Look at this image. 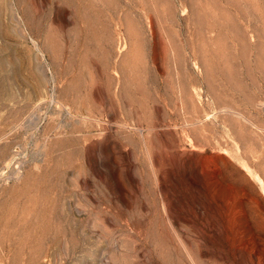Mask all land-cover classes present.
<instances>
[{"label": "rangeland", "instance_id": "obj_1", "mask_svg": "<svg viewBox=\"0 0 264 264\" xmlns=\"http://www.w3.org/2000/svg\"><path fill=\"white\" fill-rule=\"evenodd\" d=\"M257 1L244 20L173 0L144 49L128 0L94 35L65 0H0V199L37 174L50 222L23 248L30 227H0V264H264Z\"/></svg>", "mask_w": 264, "mask_h": 264}, {"label": "bare ground", "instance_id": "obj_2", "mask_svg": "<svg viewBox=\"0 0 264 264\" xmlns=\"http://www.w3.org/2000/svg\"><path fill=\"white\" fill-rule=\"evenodd\" d=\"M117 1H118V3H117ZM117 1H114V3L112 5H110L109 1H107V0H65V2L73 9L75 14L83 22L84 28H85L84 31L87 35H88V33L94 35V33L97 32V28H96L97 24H101L102 22L106 23V21L108 19L113 20L116 18V13H117V11H119V8L121 5L120 3L122 2V0H117ZM180 1L182 3H184L183 4L184 9H186V8L189 9V8L195 7L196 5H199V6H202L205 10L206 9L208 10V9L215 8L217 4H219V5L221 4V6L225 7V9L224 8L222 9L223 12L225 11L224 13L228 12V9H229L230 11H232V16H234L235 18L238 17V18H243V19L244 18H250L251 19V16L254 13H257L260 9L259 2L257 0H180ZM171 2H173V0H137V1L128 0V2L126 4L127 8L124 7V9H126V11L128 13L125 14L124 18H127V20H128L127 22H129V21L131 22L130 25L138 26L136 32L135 33L133 31L132 32L134 33L133 36L136 37V38L134 37L135 40L137 39V41H139L141 43V46H143V45L146 46V43H147V39L144 36H142V34L145 35L146 28L150 27L151 31L153 32L152 20L154 17L163 19V18H165L164 13H166L169 16L173 15V13H168L167 10H164V8L169 9L171 7ZM140 8H141V10H139ZM196 8H197V6H196ZM208 12H209V10H208ZM223 12L221 11L222 14H223ZM129 13L130 14L134 13L135 15L134 14H132V15L135 17V19ZM214 14L218 15L216 12H214ZM229 16H230V13H229ZM260 17L262 19H264L263 11L260 12ZM226 18H227V16H226ZM229 18H231V17H229ZM232 19H233V17H232ZM232 21H234V20H232ZM223 23H226V22L223 21ZM231 24L228 25V27L230 26L231 28H233L231 26ZM218 27H220V26L217 25V28ZM214 29H216V26L214 27ZM220 29H222V27L219 28V31H220ZM223 31H224L223 33H226L225 30H223ZM227 31H228V28H227ZM221 32L222 31L219 32L220 35H221ZM201 34L199 35L198 38H200ZM226 35H227V33H226ZM226 35H224L223 37H225ZM85 37H86V35H85ZM203 38H206V37L203 36ZM203 38H202V42L204 41ZM220 38L222 39V37H220ZM220 38L217 39V42H218V40H220ZM238 38H235V39H238ZM206 39H208V38H206ZM235 39L233 41L234 43H235ZM198 40H200V39H198ZM211 40H212V38H211ZM211 40L209 41L210 45H211L212 41L215 39H213L212 41ZM137 41H134V42L138 43ZM256 41H257V39H256ZM221 42H223V41H221ZM236 42L238 43V41H236ZM136 43H134V44H136ZM206 43H208V41ZM219 44H221V45L219 46ZM219 44H218L219 49L213 50L214 54H221V51L224 50V49L221 50V48H222L221 46H223V44L220 42H219ZM210 45L206 44V46H210ZM144 46H143V48L145 49L146 47H144ZM247 46H248V44H247ZM247 46H246V48H247ZM257 46H258V44H257ZM211 47H214V45L210 46V48ZM210 48L207 50L212 49V48L211 49ZM257 49H259V48L257 47ZM259 50L257 52H259ZM263 50H264V48H263ZM139 52H140V48H139ZM241 52H243V50ZM210 53H212V51ZM245 53L246 52H244V54ZM256 65H259V64L256 63ZM37 177H38L37 174L28 173L25 176L24 183H22L21 186L17 185L16 187H13L14 191H13V195H12L11 200H8V199H6V200L2 199L1 200L0 199L1 200L0 201V227L8 229L10 227V225H13V229L11 231L12 236L15 235L19 229L21 230L23 228V226H27V227L31 228L29 231L25 232V235L20 240V245L22 246V248H23V246H26V247L30 246L31 244L36 242L38 239H41L44 236L46 237V239H48V237H49V241H50V229L48 228L50 226V222L48 223L47 226L45 225L43 227L41 224L42 219L38 220L37 222H34L36 217H39V216L44 215L46 213L41 209L39 210V213H38L34 209V207H35L34 205L29 207V205H32V204H35L36 202H38L41 198V195H42L41 193H43V191L40 190L42 188L38 187L39 185L37 182H39L40 180H43L45 178L40 177L39 181H38ZM40 182H42V181H40ZM29 191H30V194H29ZM23 204H24V206H23ZM26 207H27L29 213L26 211ZM30 214H31V216H30ZM48 217H49V221H50V212L48 214ZM37 228H41V231H38ZM40 235H42L41 238L38 237ZM9 239H10V236H7V235L1 236L2 242H7ZM42 241L43 240H40V244ZM44 241H46L45 238H44Z\"/></svg>", "mask_w": 264, "mask_h": 264}]
</instances>
